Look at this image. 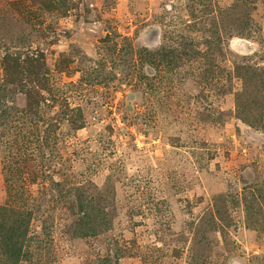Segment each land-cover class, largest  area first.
<instances>
[{
  "label": "rangeland",
  "instance_id": "obj_1",
  "mask_svg": "<svg viewBox=\"0 0 264 264\" xmlns=\"http://www.w3.org/2000/svg\"><path fill=\"white\" fill-rule=\"evenodd\" d=\"M0 264H264V0H0Z\"/></svg>",
  "mask_w": 264,
  "mask_h": 264
}]
</instances>
